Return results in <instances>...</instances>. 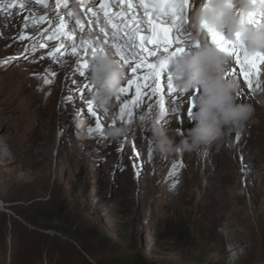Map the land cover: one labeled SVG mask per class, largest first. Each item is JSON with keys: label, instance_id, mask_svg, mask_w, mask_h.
Segmentation results:
<instances>
[{"label": "rangeland", "instance_id": "rangeland-1", "mask_svg": "<svg viewBox=\"0 0 264 264\" xmlns=\"http://www.w3.org/2000/svg\"><path fill=\"white\" fill-rule=\"evenodd\" d=\"M53 32L0 53V84L40 61ZM27 87L0 95V264H227L229 246L244 249L239 264H264V164L251 181L214 169L213 181L165 175L153 188L125 165L129 139L90 145L89 116L83 132L70 123L76 112L43 131Z\"/></svg>", "mask_w": 264, "mask_h": 264}, {"label": "bare ground", "instance_id": "bare-ground-1", "mask_svg": "<svg viewBox=\"0 0 264 264\" xmlns=\"http://www.w3.org/2000/svg\"><path fill=\"white\" fill-rule=\"evenodd\" d=\"M13 2L14 0H0V53L35 34L36 36L46 35L50 30L55 33L57 25L65 24L63 35L57 34L58 38L49 39L50 47L41 52L44 57H41L40 61L27 65L23 72L15 71L12 76H8L6 81V78H3L4 81L0 84L1 96L13 91L17 92L24 85H28L27 89H30L26 92L28 97L27 112L34 116V120L39 123L43 131L51 130L52 126L60 128L61 123L73 112L77 114L75 113L76 115L70 123H74L77 117L89 116L96 128L97 121H99L106 136H101L95 129L94 136L89 140L91 144H89L98 146L96 137L100 138L99 145L106 143L109 146H117L119 142L129 139L133 143L128 147L131 153L127 159L126 156H121L120 160L126 159L125 165L130 169L137 170L139 168L142 173L141 181H148L147 175H149L153 188L157 181L165 175L167 178L175 177L176 181H190L188 174L201 171L206 181H213L216 175V171L213 172L214 169L231 170L235 175L239 174L242 181H251L252 169L264 164V90L259 87V82L264 81V65L258 66L257 74L251 77V90L243 77L240 76L239 67L235 65L234 61L228 73L239 83L238 100L252 103L256 109L253 121L249 123L243 133L239 134V140L235 133L225 136L221 141L208 148L206 157L196 153L161 154L155 149L151 134L146 129H135L129 135L115 140L107 136V131L113 126L124 123L120 119V108L125 103L132 108L135 117L133 121L140 112L148 111L160 114L163 107L168 114L160 115L162 118L160 122L176 136L175 139L178 142L181 136L176 133H185L195 123L194 120L189 122L188 114L191 98L195 96V93L192 97H185L180 92L169 93L167 78L170 74L163 73L161 78L163 91L158 95H153L150 89H142L143 96L139 104L133 106L132 101L136 95V87L135 85L129 87L127 84L128 79L133 78V74L128 65L124 64L117 56V59L125 66L127 79L122 87L127 91L121 93L117 98L118 108L112 113L101 111L93 102L95 88L89 78L90 67L85 76L79 74V64L90 60V55L93 53L92 48L87 47L82 41H90L94 46L100 43L115 52L114 48L104 42V33L100 31V28L105 25L103 16L101 15L97 20L91 12L87 11L88 8L99 9L96 0H68L67 6H63V0H61L59 8L57 0H47V7L38 3L37 0H20L16 7L4 10L5 6ZM104 2L109 4L110 10L114 13L128 12V9L124 10V6L119 0H104ZM42 17L45 18L43 22H41ZM242 44L246 49V44L243 41ZM189 45V42L186 41L182 45L184 51L178 56L186 55V52L191 48ZM72 47L77 48L75 54L71 51ZM57 48H61V51L57 52ZM3 67L4 65L0 66V69ZM233 69H235V74H231ZM143 71V69L138 70L136 75L140 76ZM46 77L51 83L44 82ZM90 104L95 106V115L90 110ZM194 111L193 108L192 112L194 113ZM127 119L128 117L125 115L124 120ZM250 125L252 126L250 127ZM61 129L59 136L62 139L70 137L73 132V128L62 127ZM150 148L151 158H149ZM135 153H139V155L137 156ZM179 164L183 166L176 167L174 175L170 174L174 165ZM225 174L222 175V181H230V173L226 172ZM144 195L140 196L141 205L145 201ZM0 206H3L1 202ZM229 248L233 247L229 246Z\"/></svg>", "mask_w": 264, "mask_h": 264}, {"label": "clouds", "instance_id": "clouds-1", "mask_svg": "<svg viewBox=\"0 0 264 264\" xmlns=\"http://www.w3.org/2000/svg\"><path fill=\"white\" fill-rule=\"evenodd\" d=\"M258 11H264V6L253 0H191L184 26L191 50L173 61L169 76L185 97L195 93V111L189 118L195 123L185 133H176L181 136L177 142L176 136L160 122L159 113L143 111L135 121L110 128L107 136L115 140L135 129H146L161 154L196 153L206 157L211 145L229 134L243 133L256 109L252 103L238 100L239 83L228 75L233 59L210 41L209 29L226 34L232 41L239 33L240 41L246 44L245 51L264 53V23L244 22L249 13ZM95 47L89 60V78L95 88L93 102L99 110L112 113L118 108L116 100L127 79L125 66L113 50L100 43ZM259 87L264 90V81L259 82ZM75 126L78 132L88 127L83 117L75 118ZM243 253L242 247L229 248L227 264H239Z\"/></svg>", "mask_w": 264, "mask_h": 264}, {"label": "snow or ice", "instance_id": "snow-or-ice-1", "mask_svg": "<svg viewBox=\"0 0 264 264\" xmlns=\"http://www.w3.org/2000/svg\"><path fill=\"white\" fill-rule=\"evenodd\" d=\"M20 0H14L9 4L10 8L16 7V4ZM43 6L47 7V0H37ZM122 4L126 5L128 10L134 9L133 3L130 0H120ZM68 0H63V6H67ZM99 5L98 10L88 8L87 11L92 13V16L97 18H104L105 25L100 28V31L104 33L106 44L115 49L116 55L124 64L128 65L131 69L133 78H129L127 84L129 87L135 85L136 95L132 101V105H137L143 96L142 89H150L153 95H158L163 91L161 85L162 74L164 73L166 66L173 57L181 54L184 51L182 47L185 39V23L187 16V9L189 7V0H140V7L143 8V18L138 17L134 12H121L114 13L110 10L108 3L104 0H96ZM253 3H258L264 6V0H253ZM23 5L21 4V7ZM61 6V0H57V7ZM45 18H41L43 22ZM261 19H264V11H258L255 13H249L244 22L249 24H257ZM144 25H147L145 28ZM57 31L49 36L48 39L58 38L57 34L63 35L65 24L61 23L56 26ZM210 41L215 44L222 52L230 55L235 63L239 67V74L243 77L244 81L249 85L251 90V77L257 74L258 66L264 65V53H248L244 50L243 44L240 41V34H237L236 40L232 41L227 39L222 33L213 29H209ZM22 39L24 37H21ZM87 47L92 48V52L95 53L96 47L90 41H82ZM57 52L61 51V48L56 49ZM73 54L77 52L76 47H72ZM134 65V66H133ZM89 60H85L79 64L81 76H85L89 69ZM143 69V73L137 76L138 70ZM231 74H235L233 69ZM46 84L51 81L46 77ZM167 90L169 93H179V90L171 82V77L167 78ZM127 89L122 87L121 93L126 92ZM162 104V101H161ZM195 107V96L191 98L189 106V118L192 117V109ZM90 110L95 115V106L90 104ZM168 113L161 108V116H165ZM127 115L128 119L124 120V116ZM132 108L129 104L125 103L120 108V119L124 123H130L134 119ZM93 129L89 128V132ZM96 131H99L101 136H106L104 128L100 122L97 121ZM237 140H239V134H237ZM127 139V138H125ZM139 155V153H135ZM149 158H151V148L149 149ZM182 164L174 165L170 174H175L176 167H182ZM135 168V165H133ZM137 178L139 172L136 173ZM174 182L171 187L175 188Z\"/></svg>", "mask_w": 264, "mask_h": 264}]
</instances>
